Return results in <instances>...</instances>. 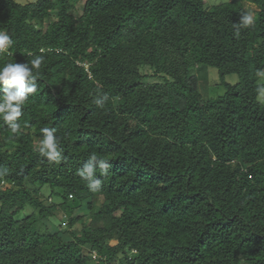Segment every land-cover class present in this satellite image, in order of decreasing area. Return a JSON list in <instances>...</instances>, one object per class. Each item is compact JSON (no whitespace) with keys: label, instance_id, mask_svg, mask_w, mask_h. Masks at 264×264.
I'll use <instances>...</instances> for the list:
<instances>
[{"label":"trees","instance_id":"16d2710c","mask_svg":"<svg viewBox=\"0 0 264 264\" xmlns=\"http://www.w3.org/2000/svg\"><path fill=\"white\" fill-rule=\"evenodd\" d=\"M0 30V67L44 57L20 130L0 120V264H264V0H0Z\"/></svg>","mask_w":264,"mask_h":264},{"label":"clouds","instance_id":"9594fccd","mask_svg":"<svg viewBox=\"0 0 264 264\" xmlns=\"http://www.w3.org/2000/svg\"><path fill=\"white\" fill-rule=\"evenodd\" d=\"M254 18L251 14H245L241 17L240 23L234 25L237 28L236 35H239V27H248L253 24ZM12 39L3 30H0V53L5 52L12 46ZM32 55L31 52L28 53ZM44 62L43 56H35L30 63H7L0 67V120L10 128L12 133L20 130V125L16 123L22 116V106L28 100L31 94L36 93L37 83L36 79L39 75V69ZM35 70V71H34ZM256 76L261 77L260 86L256 89V99L264 103V71H256ZM97 103H101L100 100ZM42 139L39 141L38 152L42 157H46L49 161L59 163L62 159V153L58 150V138L55 135V128L44 127L40 129ZM99 162V168L103 170L102 174H106L108 165L104 160H97L95 156L90 157L89 161L78 170V175L86 178L89 181L88 187L90 190L95 191L98 189L101 181L93 180L94 162Z\"/></svg>","mask_w":264,"mask_h":264},{"label":"rangeland","instance_id":"374dc122","mask_svg":"<svg viewBox=\"0 0 264 264\" xmlns=\"http://www.w3.org/2000/svg\"><path fill=\"white\" fill-rule=\"evenodd\" d=\"M19 3L26 4L30 2H35L36 0H16ZM210 4L212 5H217L222 2H226L228 0H207ZM249 8L255 9L256 7L254 5H249ZM147 73H152L151 70H147ZM197 75L199 77V83H200V90L203 94V97L205 99H210V98H216L220 95H223L225 93V88L220 86V81H219V75L218 71L213 68H208L206 66H199ZM157 79H153V81H156ZM227 81L231 84H235L238 82V76L237 75H232L227 78ZM51 203V202H50ZM32 208H29L28 211H31ZM35 214H38V211L35 212ZM62 221L65 222L67 219L61 215ZM88 220V219H86ZM37 231L41 233H46L45 227L38 222L36 225Z\"/></svg>","mask_w":264,"mask_h":264}]
</instances>
